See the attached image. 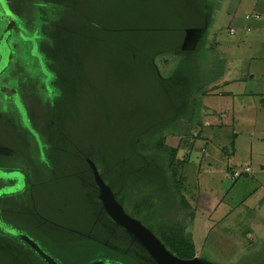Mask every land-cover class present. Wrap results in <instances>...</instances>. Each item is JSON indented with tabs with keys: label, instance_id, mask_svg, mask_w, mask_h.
<instances>
[{
	"label": "rangeland",
	"instance_id": "obj_1",
	"mask_svg": "<svg viewBox=\"0 0 264 264\" xmlns=\"http://www.w3.org/2000/svg\"><path fill=\"white\" fill-rule=\"evenodd\" d=\"M166 3H175L177 8L166 10ZM246 15L250 19L245 20ZM170 20H174L173 29L165 31V23L172 25ZM192 21L202 37L186 38L179 50ZM101 24L105 27L100 28ZM4 35L0 50L10 60L0 76V172L21 173L24 184L19 191L1 196L0 221L37 241L55 261L156 264L103 210L89 163L119 193L118 183L134 176L129 170L122 179L118 170L109 171L107 161L122 152L127 131H136L139 122L146 126L155 116L178 111L175 116L180 119L175 128L162 133L164 140L159 137L143 152L151 156L154 168L147 177H165L171 198L162 208L157 202L143 211L138 216L143 225L158 235L171 226H182L188 235V224L193 221L189 217L195 212L184 200L192 207L195 204L194 210L203 194L219 200L228 195L230 205L240 201L236 186L248 181L232 180L229 173L235 169L229 171L227 165L233 153L236 163L247 161L246 151L251 147L255 151L252 169H259V160L264 158V110L251 101L255 108L244 110L235 104L233 115L219 118L218 113H213L215 117L206 113L213 105L209 102L220 98L216 91L221 88L211 85L220 82L223 56L216 54L214 61L208 60L207 66L213 69H207L201 62L209 54L198 43H216L230 57L225 79L243 78L248 96L264 94V0H0V38ZM118 39H124V44ZM139 45L152 48L145 51L147 60L138 65L126 62V57H132L127 56L128 49L135 53ZM45 67L51 73L48 76ZM203 68L210 73L206 75ZM160 79L190 82L197 90L195 96L179 109L176 94L169 100L170 88L163 87ZM64 83H72V94L62 95ZM67 164L71 168L61 170ZM44 180L46 186L39 188ZM10 182L0 179V188ZM72 185L77 187L75 192L66 190ZM82 187L90 192L86 194ZM250 189L247 185L242 191ZM76 193L79 196L74 198L82 197V201L74 204ZM53 195L57 201L43 199ZM63 198L69 200L64 203ZM123 204L127 214H132L129 197ZM81 207L93 211L111 239L130 242L136 251L126 250L122 261L113 256L120 252L114 245L102 242L83 248L85 240L93 237L78 231L86 215L77 219L73 212ZM240 212L234 207L228 225L219 224L207 240L196 238L200 264H264V241H258L256 248L248 247L245 235L234 230ZM39 258L19 239L0 230V264H43Z\"/></svg>",
	"mask_w": 264,
	"mask_h": 264
},
{
	"label": "trees",
	"instance_id": "obj_2",
	"mask_svg": "<svg viewBox=\"0 0 264 264\" xmlns=\"http://www.w3.org/2000/svg\"><path fill=\"white\" fill-rule=\"evenodd\" d=\"M125 1H130V0H125ZM163 7H165L166 10H171V9L177 8V5L175 3H173V4L167 3ZM173 23H174V20H170L169 24H172V25L168 26V24L165 23V27H166L165 31H168V28L173 29ZM189 26L190 27L195 26L194 22L192 21ZM103 27H105V24H101L100 28H103ZM184 35L186 36L187 34H185V33L183 34V37L181 38L182 44H180V42L178 44L179 50H181L184 47V45L186 44V42L188 41V39H186L187 37H185V39H184ZM168 39L170 40V37H168ZM116 41H120V40L118 39ZM122 41H124V39H122ZM122 41H120V42L123 45L124 42H122ZM169 47H170V45H169ZM122 49L124 50V47H122ZM126 49H127V47H126ZM150 49H152V48L144 47L142 45L138 46V50L135 53L129 52V49H128V52L126 54H127V56L132 55V57L131 58L126 57V62H128V63L132 62V63H135L136 65H138L139 62L146 61L147 59L145 60L143 58V56H145V51H148ZM171 49L169 51L173 52ZM153 51L151 50V52H153ZM149 53L150 52H148L147 55H149ZM45 69H47V68L45 67ZM144 72L146 74H148L147 71L144 70ZM114 74H116V72H114ZM63 79L66 80V77H64ZM61 81H62V79H61ZM159 81L162 83L163 87L165 86L166 88L167 87L170 88L169 94H168L169 100L171 99V96H170L171 94H174V96L176 94V101H177V106H179V109H181L185 105L187 106L189 103L188 100L191 98V96L194 97L195 96L194 93L197 91V90L193 89L192 83H190V82L180 83L177 81L174 82V81L165 80V79H162V80L160 79ZM169 85H171V86H169ZM56 88H58V87H56ZM60 90L62 91V95H68V93L72 94V90H73L72 83L68 84V85L64 83L62 88H60ZM75 92H76V89L74 90V93ZM79 95H80V92H79ZM174 103H175V99H174ZM74 104H76V102H74ZM177 106H176V108H177ZM179 109H176V110H179ZM177 114H178V111L167 113L164 115L162 114L160 116H155V117L149 118V120L146 121L147 122L146 126L144 124V121L142 123L139 122L140 126H138V129L136 131H132V132L127 131V133L125 134L124 140L122 142V152L119 154V156L114 155L112 157V159L114 158L112 161H107L109 171L110 172H116V170H118L120 173L119 177H122V179H124L126 177L129 170L132 171L131 175L134 177H132L130 180L127 178L125 183H123V184L118 183L119 193H116L114 187L111 184L106 183V182L105 183L109 186V188L111 189V191L115 197V200L122 206V208L124 209L125 212H126V209L124 207L123 200L125 199V197H129V199L131 200V203H132L133 213L132 214L128 213V215L137 219L142 224H144V222L141 219H139L138 216L142 215L141 213L143 211L146 212L147 211L146 209H151L153 206H156L157 202H158V204L159 203L161 204V208H162V205L165 202V200H168V199L171 200L170 195H168L167 190L165 189V186L167 185L165 177L163 179H160V180H159L160 176L158 178H156V180H152L149 176H148L149 178L147 177V175H149V171H153L154 168H153V166H151V163H150L152 160L151 156L144 155L143 152L145 151L147 144H149V143L155 144L156 141L159 139V137H161L164 140L162 133L165 130L175 128L176 123L180 119L179 116L178 117L175 116ZM174 119H175V121H174ZM104 122L107 123L108 121H104ZM73 145H71V146H73ZM109 163H111V164H109ZM68 168H71L68 164L63 165L61 167V170L65 171ZM174 171H175V168L172 167V172L174 173ZM134 173H135V175H134ZM60 175H61L60 178H62V176L66 175V174L64 172L63 174H60ZM46 181L47 180L39 182L38 183L39 188L46 186L45 185ZM59 186H62V184H60ZM162 187H163V189H165V191H162ZM82 189L86 194L88 192H90V189H88V188L82 187ZM66 190H68L70 192H72V191L75 192L77 190V187L75 185H72L70 188L67 187ZM60 191H63V190H60ZM80 191H81V189H80ZM179 192H180V189H179ZM78 194L79 193H76L75 195L72 196V200L74 199L73 200L74 204L78 201H82V197L78 198L77 200L74 198V197H78L79 196ZM179 195L181 197V192L179 193ZM43 199L46 200L47 202L57 201V199L55 198V195L47 197V198H43ZM66 199L69 200V198H65V199L63 198L62 201L65 203ZM186 206H187V208H189L187 203H186ZM81 208L83 209V212H85V214H86L85 218H86V220L89 221V223L85 225L86 220H84L83 226H79L78 229H80V230H78V231L93 237V239L91 241L85 240L86 243L83 245V248H87V247H90V246H93L96 244H100L102 242H104L108 245H114V247L117 248L120 252L118 253V255L116 254L117 256H115V253H114L113 256L115 258L121 259L122 261H124L123 254L126 250L136 249L134 247V245L130 242H123V241H117V240L111 239L110 236L108 235V233L105 232L104 230H102L104 228L98 223V220L93 215V212L89 213L85 209V207H81ZM73 214L76 215V212H73ZM159 218H161V217L158 215V219ZM153 223H156V221H154ZM118 227H119V231H125L120 226H118ZM151 232L160 240V242L165 246V248L171 254H173L175 257L182 259V260H191L194 258L195 251H194V246L192 244V240L190 238V235H187L184 233L182 226L181 227L177 226L175 228H173V226H171L166 231H163V232L161 231V233L159 235L152 230H151ZM128 239H130V238H128ZM85 241H83V242H85ZM26 246L28 248H30L28 245H26ZM78 249L79 248H77L76 250H78ZM30 250L32 252H34L31 248H30ZM134 251H136V250H134ZM75 253L78 254V252H75ZM34 254H36V253L34 252ZM39 259H41V258H39ZM124 262L126 264H130L126 261H124ZM90 263H92V261L87 263V264H90ZM125 263H122V264H125ZM43 264H47V263L45 261H43ZM58 264H60V263H58Z\"/></svg>",
	"mask_w": 264,
	"mask_h": 264
},
{
	"label": "crops",
	"instance_id": "obj_3",
	"mask_svg": "<svg viewBox=\"0 0 264 264\" xmlns=\"http://www.w3.org/2000/svg\"><path fill=\"white\" fill-rule=\"evenodd\" d=\"M250 17L251 16L246 15L244 19L248 20L250 19ZM255 19H258V15L255 16ZM193 27L194 26H192V28L189 31H187L190 33V34H187L188 35L187 38L191 40L192 38H194L193 40H195V38H197L198 36L200 38L201 32H202V31H198L194 29ZM230 29L231 30H229V33L233 35L234 30L232 28ZM195 31L196 33L193 36L192 34ZM198 44H200L203 48H206L204 49V53L205 51H207V53L209 54V57L207 59L202 60L203 62L201 63L203 64V66L205 65L207 66L208 60L211 62L214 61L217 58L216 54H221L223 56L221 57L223 60L219 68V72L221 73L220 82L211 85V87H219V89L221 88L219 91L218 90L216 91L218 95L220 94V98H217L219 99L217 102L216 101L209 102L210 104H213V105L209 106L211 111L206 109V113L212 112L211 116L213 115V113L214 114L218 113L219 115H217V117L219 118H221L222 116H226V115L228 116L230 115V113L233 115L236 110L235 104H237L239 109L251 110V108H255V105L250 106L251 101L254 103L257 101L258 108L260 107L261 109L264 110V94L263 93H249V96H248V94H246V89H245L246 85L244 83L243 78L242 79L241 78L225 79L224 74L228 69L227 66H228V62L231 60L230 57H227L226 54H223L222 50L220 51L216 47V43L215 44L212 43L208 45V44H205L204 42H201V43L199 42ZM210 67L207 66L206 68L213 69L212 66ZM206 68H203V70L205 74L207 75L210 72ZM236 77L238 76L236 75ZM216 93H214V97ZM212 117H215V115H213ZM254 153L255 151L251 147L247 149L246 159L248 160L243 163H236L233 160V157L236 153H233L229 158V162L227 165V169H229V171H230V168H233V169H240V168L243 169L246 167L250 168V172L244 174L242 177L239 178V179H245L244 181H248V183H245L242 181L237 184L238 186H236V188L238 189V191L236 193H238V195L240 196V201L236 203V205L229 204V202L227 201L228 195H225L224 198L219 200L212 195L208 196V195L203 194L204 196H201L203 198L201 197L200 199L198 198L199 202L201 203L197 205L198 207L196 206L195 208L196 210L193 209V207H195V204L192 207L191 202H189L188 200H184L189 206V209L191 207L192 210L195 212L194 217L192 216L189 217L190 219L193 220L192 223L188 224V227H189L188 235H190L192 244L194 246V251H195L194 258L196 259L198 258V251L196 249V246H197L196 238L199 239V237L202 238L203 236H205V239L207 240V236L210 235V232L212 231V229H215L219 224L226 225L227 223L228 225L230 223V216L233 213L234 207L241 209L240 214H238L237 216V221L235 222L237 229L235 227L234 230L241 231L245 235V239L248 240V243H249V245H246V246L248 247L250 246L251 248L252 246H255L256 248L258 241H264V164H262L264 158L262 156L261 158L259 157L260 158L259 165H258L259 169L257 171L253 170L252 169L253 163H250V160L254 158ZM229 174H231L230 178L234 180L232 178V172ZM247 185H249V189L250 188L251 189L243 192L242 189L246 187ZM179 188H181V186H179ZM185 192L186 190L184 191V193ZM189 198H191V195L189 196ZM214 201H216L215 204H214ZM5 204L8 205L9 201L7 200V202L4 203V206L7 208ZM5 207L3 208V210L5 211L6 214H9V211H7ZM85 209L89 213L93 212L88 207H85ZM199 209L203 211V214L199 212ZM74 212H76V215L73 214V216L76 217L77 219L82 218L83 216L86 215L85 212H83L82 208H77ZM240 226L244 227L245 229H241ZM252 250L254 253L259 252V250L257 251L256 249L255 250L252 249Z\"/></svg>",
	"mask_w": 264,
	"mask_h": 264
},
{
	"label": "water",
	"instance_id": "obj_4",
	"mask_svg": "<svg viewBox=\"0 0 264 264\" xmlns=\"http://www.w3.org/2000/svg\"><path fill=\"white\" fill-rule=\"evenodd\" d=\"M5 35L0 39V47L4 42ZM7 60V62H6ZM8 64V55L0 50V74ZM92 168L95 183L99 189V199L103 205L106 214L114 221L115 224L123 228L129 233L146 252L153 258L156 264H200V262L193 258L191 260H182L171 254L160 240L137 219L128 215L122 206L115 200V197L109 186L102 180L96 167L92 162H89ZM0 179L15 180L16 184L0 188V196L19 191L24 184V176L21 173H3L0 172ZM0 230L8 235L15 237L28 245L43 261L47 264H58L52 257H50L40 246L33 240L26 237L19 231L13 230L0 221ZM90 264H122L119 262L109 261H95Z\"/></svg>",
	"mask_w": 264,
	"mask_h": 264
},
{
	"label": "flooded vegetation",
	"instance_id": "obj_5",
	"mask_svg": "<svg viewBox=\"0 0 264 264\" xmlns=\"http://www.w3.org/2000/svg\"><path fill=\"white\" fill-rule=\"evenodd\" d=\"M2 38V37H1ZM0 38V39H1ZM8 60H10V58H9V56H8ZM5 70H6V68L2 71V73L0 74V76L5 72ZM46 74H47V76L49 75V74H51L47 69H46ZM47 76L45 77V81H47ZM48 82V85L50 86V85H52V84H50L49 83V81H47ZM51 82H52V80H51ZM51 87V86H50ZM4 91V90H3ZM51 91V90H50ZM23 175V174H22ZM24 176V175H23ZM1 180H4V179H1ZM10 180V179H9ZM12 182H10L11 184H9V185H5V186H3V187H7V186H13V185H15L16 184V181L15 180H11ZM2 186H1V188H3ZM10 194H12V193H10ZM8 196H12V195H8ZM0 198H1V196H0ZM1 203V202H0ZM141 223V222H140ZM142 224V223H141ZM8 226V225H7ZM151 231V230H150ZM30 238V237H29ZM31 239V238H30ZM22 242V241H21ZM35 242V241H34ZM37 242V241H36ZM35 242V243H36ZM23 243V242H22ZM38 243V242H37ZM36 243V244H37ZM46 243H48V245L51 247L52 246V244L49 242V241H46ZM24 244V243H23ZM39 244V243H38ZM37 244V245H38ZM39 246V245H38ZM45 251V250H44ZM34 253V252H33ZM51 253H53V252H51ZM54 254V253H53ZM36 255V254H35ZM55 255V254H54ZM36 256H38V255H36ZM50 256V255H49ZM39 257V256H38ZM51 257V256H50ZM55 260V259H54Z\"/></svg>",
	"mask_w": 264,
	"mask_h": 264
},
{
	"label": "built area",
	"instance_id": "obj_6",
	"mask_svg": "<svg viewBox=\"0 0 264 264\" xmlns=\"http://www.w3.org/2000/svg\"><path fill=\"white\" fill-rule=\"evenodd\" d=\"M250 172V168H243V169H235L232 172V178L234 180L239 179L240 177H242L244 174Z\"/></svg>",
	"mask_w": 264,
	"mask_h": 264
}]
</instances>
